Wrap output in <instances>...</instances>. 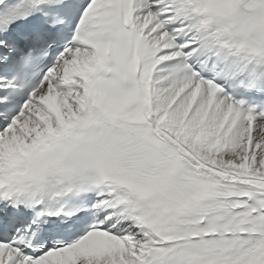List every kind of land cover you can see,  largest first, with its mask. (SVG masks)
Masks as SVG:
<instances>
[{
  "label": "snow or ice",
  "instance_id": "6c2138e0",
  "mask_svg": "<svg viewBox=\"0 0 264 264\" xmlns=\"http://www.w3.org/2000/svg\"><path fill=\"white\" fill-rule=\"evenodd\" d=\"M0 264H264V0H0Z\"/></svg>",
  "mask_w": 264,
  "mask_h": 264
}]
</instances>
